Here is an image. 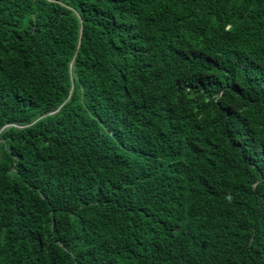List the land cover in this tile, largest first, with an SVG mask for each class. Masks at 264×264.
Wrapping results in <instances>:
<instances>
[{
  "label": "trees",
  "instance_id": "obj_1",
  "mask_svg": "<svg viewBox=\"0 0 264 264\" xmlns=\"http://www.w3.org/2000/svg\"><path fill=\"white\" fill-rule=\"evenodd\" d=\"M0 264H264V0H0Z\"/></svg>",
  "mask_w": 264,
  "mask_h": 264
}]
</instances>
